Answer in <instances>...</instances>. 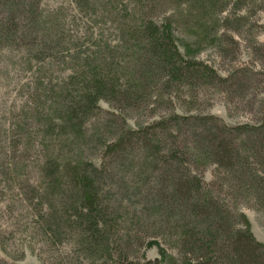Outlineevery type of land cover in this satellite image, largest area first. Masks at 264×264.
<instances>
[{
  "label": "trees",
  "instance_id": "1",
  "mask_svg": "<svg viewBox=\"0 0 264 264\" xmlns=\"http://www.w3.org/2000/svg\"><path fill=\"white\" fill-rule=\"evenodd\" d=\"M225 2L0 0V264L28 249L44 264H153L138 251L150 237L168 264H264L234 206L264 211V119L199 110L184 95L196 76L223 90L233 76L187 60L157 20L185 6L178 20L210 32Z\"/></svg>",
  "mask_w": 264,
  "mask_h": 264
},
{
  "label": "rangeland",
  "instance_id": "2",
  "mask_svg": "<svg viewBox=\"0 0 264 264\" xmlns=\"http://www.w3.org/2000/svg\"><path fill=\"white\" fill-rule=\"evenodd\" d=\"M225 3L227 6L217 13L210 32L203 24L188 23L191 17L178 20L185 6L166 9L164 14L157 15V20L187 60L199 61L198 67L202 66L201 62L208 63L221 74L233 76L229 90L204 83L196 76L194 92L187 90L184 95L197 97L199 110L220 116L228 124L259 123L264 119V0H226ZM238 83L243 85L240 90ZM100 104L111 108L104 99ZM145 117L137 111L126 116L131 126L140 124ZM214 172L215 165H208L203 170L204 178L210 181ZM234 204L245 215L244 226L257 239L264 240V211L253 202ZM142 244L139 255L153 264H168L167 245L162 238L150 237ZM167 250L171 252L169 247ZM20 263L44 264L41 255L30 249Z\"/></svg>",
  "mask_w": 264,
  "mask_h": 264
}]
</instances>
